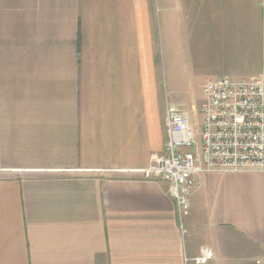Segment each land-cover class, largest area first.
Masks as SVG:
<instances>
[{
	"label": "crops",
	"instance_id": "0c3cea01",
	"mask_svg": "<svg viewBox=\"0 0 264 264\" xmlns=\"http://www.w3.org/2000/svg\"><path fill=\"white\" fill-rule=\"evenodd\" d=\"M220 77H264V0H0V264H264V173L197 176L183 222L139 173Z\"/></svg>",
	"mask_w": 264,
	"mask_h": 264
},
{
	"label": "built area",
	"instance_id": "2783aa9c",
	"mask_svg": "<svg viewBox=\"0 0 264 264\" xmlns=\"http://www.w3.org/2000/svg\"><path fill=\"white\" fill-rule=\"evenodd\" d=\"M201 132L189 114L176 106L166 110V155L139 173L170 183L178 215H189L197 176L213 173H264V77L233 80L220 77L203 85ZM206 248L186 264H206L213 258Z\"/></svg>",
	"mask_w": 264,
	"mask_h": 264
},
{
	"label": "rangeland",
	"instance_id": "374dc122",
	"mask_svg": "<svg viewBox=\"0 0 264 264\" xmlns=\"http://www.w3.org/2000/svg\"><path fill=\"white\" fill-rule=\"evenodd\" d=\"M191 93H193V95ZM192 99H194L196 101V104L198 107H200L203 103V96L200 95L199 90L187 91L185 95L184 94L182 95L181 102H182V104H184L183 105L184 107H186V106L190 107V104H192V101H193ZM194 120H195L194 123L197 124L195 126V130H196L197 134H200V132H201L200 123L202 121V114L199 113L197 118H195Z\"/></svg>",
	"mask_w": 264,
	"mask_h": 264
}]
</instances>
